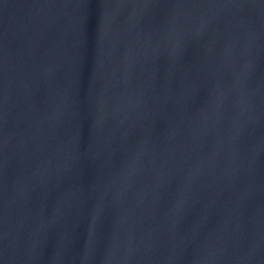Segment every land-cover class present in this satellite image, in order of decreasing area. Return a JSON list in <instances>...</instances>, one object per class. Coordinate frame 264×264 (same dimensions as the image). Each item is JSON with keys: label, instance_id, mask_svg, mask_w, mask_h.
Wrapping results in <instances>:
<instances>
[{"label": "water", "instance_id": "obj_1", "mask_svg": "<svg viewBox=\"0 0 264 264\" xmlns=\"http://www.w3.org/2000/svg\"><path fill=\"white\" fill-rule=\"evenodd\" d=\"M0 264H264V0H0Z\"/></svg>", "mask_w": 264, "mask_h": 264}]
</instances>
